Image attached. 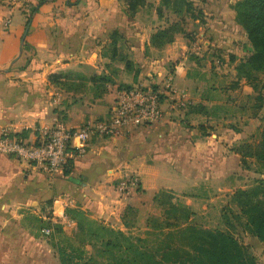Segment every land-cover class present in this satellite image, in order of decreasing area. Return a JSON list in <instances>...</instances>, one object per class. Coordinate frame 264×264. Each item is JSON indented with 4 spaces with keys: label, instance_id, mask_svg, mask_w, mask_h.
<instances>
[{
    "label": "crops",
    "instance_id": "1",
    "mask_svg": "<svg viewBox=\"0 0 264 264\" xmlns=\"http://www.w3.org/2000/svg\"><path fill=\"white\" fill-rule=\"evenodd\" d=\"M61 1L39 7L22 48L25 21L5 37L1 16L12 14L14 8L0 12V135L7 132L32 142L39 128L57 118L76 128L106 116L124 81L109 65L118 62L123 65L119 69L127 71L118 57L101 55L115 32L122 37L119 54L121 48L127 49L128 60L139 70L129 85L164 90L167 80L178 89L184 84L179 90L185 93L188 107L184 118L171 116L173 109L166 107L155 124L93 138L83 154L72 151L69 174L48 173L41 166L0 154V264H59L48 238L52 230L49 235L45 230L49 224H60L67 236L75 231L76 223L64 215L66 208H79L90 218L127 232L123 216L128 208L137 212L142 204L155 202L160 191L186 192L183 184L189 178H194L189 186L194 190L200 184L203 191L214 187L234 172L229 159L238 155L228 150L231 142L226 133H213L212 126L191 122L214 119L208 106L211 99L202 94L194 101L185 89L193 78L184 72L181 59L186 60L188 44L182 35L161 48L150 45L158 28L152 24L159 20L155 11L141 8L131 17L119 0H87L84 10L82 2L78 7H61ZM203 11L214 12L218 19L225 15L224 6ZM222 25L226 26L217 27ZM52 75L59 77V83L50 80ZM200 105L203 112L193 111ZM129 179L136 186L129 195L120 194L119 186Z\"/></svg>",
    "mask_w": 264,
    "mask_h": 264
},
{
    "label": "rangeland",
    "instance_id": "2",
    "mask_svg": "<svg viewBox=\"0 0 264 264\" xmlns=\"http://www.w3.org/2000/svg\"><path fill=\"white\" fill-rule=\"evenodd\" d=\"M41 1L0 0V12L5 7L14 8L12 14L1 16L5 23L3 27L4 36L6 37L20 21H25L22 23L23 34L28 27L27 36L32 18L38 11L34 10ZM47 1L53 2L54 0H45L44 3ZM127 1L119 0V3L125 7V10H127ZM190 1L202 14L198 15L199 17L196 21L188 19L185 25V32L188 37L183 39L187 42L188 46L185 52L186 60L183 58L181 60L184 63V72H188L193 78V81L189 85H185V89L194 101L198 99L199 95L202 96V94L203 97H209L211 100H209L208 106L213 111V114L212 112L211 114L214 116L213 120L202 118L197 121L191 120V122H201L202 124H206L207 128L212 126L210 130L213 133L219 131L226 133L228 136L227 142H231L228 150L235 154L239 152L241 155L238 154L237 156L235 155L236 157L229 159V161H233L230 168L234 165V172L225 179H221L216 186L207 187L203 191L200 188V184L194 190L190 188V181H194V178H189V181L183 184L186 186V192L160 191L158 193V201L168 202L171 199L170 202L174 206H177L181 212L189 214V221L187 223L197 228L221 231L233 235L253 256L256 264H264V245L247 230L245 231L244 216L234 202V195L239 190L261 191L264 189V163L257 161L254 157L246 156L248 150L252 151L258 147L260 142L261 131L264 128V104L262 101L255 100L259 89L253 90L245 80L239 79L234 69L239 60L246 58L250 54L249 43L244 31L236 24L234 18L231 17V14L235 17L233 6L240 0ZM80 2H82V10H84V7L87 8V0H62L59 6L78 7V3ZM216 5L224 6L225 8V15L224 17H219L220 20L214 12L203 11L211 7L215 8ZM160 7H162L161 0H143V6L139 9L143 8L145 11H155L156 13V9ZM208 12H211L212 15H209ZM22 13L26 15L25 19ZM170 20L169 23L175 22L176 24V18L171 17ZM154 23L158 28L168 26L161 20H155L152 24ZM218 23L226 24V26L223 27L222 25V27L218 28ZM23 34L21 35V39ZM25 39L23 42H20L21 48L25 46ZM120 54L129 58L127 49L121 48ZM109 66H111V70H116V74L120 75L119 79L123 77L124 81H121L118 87L128 86L132 74L137 68L136 64L132 65V71L129 72L130 77L126 79V75H128L126 73L128 72L119 69L123 67L122 64L115 62ZM85 73H87V68ZM256 82L260 86L264 82V74H257ZM182 86L184 84L180 88ZM195 96L196 98L194 99ZM187 107H183L181 110L173 109L170 112L172 113L171 116L178 119L184 118L183 114L187 110ZM185 121H188V119ZM242 155H244V158H242ZM191 198L197 199L199 202H188ZM159 202L142 204L143 208H140L137 212H133L132 215L129 214L128 217L132 223L127 233L133 238H146L149 241L147 244L149 248L153 247L152 245L155 243L153 239L159 234V230L157 229L165 227L164 225L168 221L174 222L173 216H168L166 212L169 206H161ZM180 211L176 214L177 217L181 215ZM74 232L69 237L72 238L73 244L76 247L79 246L85 250L84 262L86 264L88 257H90L88 264H107L106 258L102 254V249L99 246L84 245V247L79 243L80 241L76 236L72 237ZM115 254L118 255L117 253ZM84 262H81V264Z\"/></svg>",
    "mask_w": 264,
    "mask_h": 264
},
{
    "label": "trees",
    "instance_id": "3",
    "mask_svg": "<svg viewBox=\"0 0 264 264\" xmlns=\"http://www.w3.org/2000/svg\"><path fill=\"white\" fill-rule=\"evenodd\" d=\"M44 1L42 0L34 11L38 10ZM161 5L162 7L156 9V15L168 26L158 28L151 35L150 45L155 48L171 44L178 35L186 39L188 36L185 25L188 19L196 21L198 15L202 14L190 0H161ZM142 6L143 0H128L126 12L132 17ZM233 10L234 20L244 31L250 47V54L239 60L234 68L236 76L245 80L253 90L259 89L255 100L262 101L264 104V82L260 86L256 82V75L264 74V0H240L234 4ZM171 17L176 18V24L169 23ZM121 39L117 32L113 33L110 36L109 46L105 47L101 55L111 60L118 57L124 63L125 69L132 71L133 63L118 52V43ZM138 72L139 70L136 69L134 77L138 75ZM58 78L57 75L50 76V80L56 83H59ZM93 81L106 82V79L94 78ZM204 110L205 108L201 105L193 108V111L198 112ZM199 129L202 130V126H199ZM260 136L258 147L252 151L249 149L246 156L254 157L257 161L264 163V128ZM237 154L241 155L239 152ZM68 167L69 163L63 170L64 174L70 173ZM158 196L159 194L154 197L155 202H159ZM170 201L159 202V204L169 206L166 212L168 216H173L174 222L167 220L165 227L157 229L159 234L153 239L155 243L152 248L147 246L149 241L146 238H133L127 233L128 231L114 229L94 220L79 208H66L64 215L76 223L72 237L76 236L83 246H99L107 264H256L253 256L233 235L197 228L187 223L189 214L181 212ZM234 202L244 216L245 231L247 230L264 245V189L261 191L239 190L234 195ZM178 211L181 212L179 217L176 216ZM133 212L131 208H128L123 216L127 229L131 227L132 222L128 217ZM49 226L48 230L52 232L48 238L59 264L84 262L85 250L73 244L72 238L64 233L62 226L60 224H49Z\"/></svg>",
    "mask_w": 264,
    "mask_h": 264
},
{
    "label": "built area",
    "instance_id": "4",
    "mask_svg": "<svg viewBox=\"0 0 264 264\" xmlns=\"http://www.w3.org/2000/svg\"><path fill=\"white\" fill-rule=\"evenodd\" d=\"M186 104L185 93L170 80L166 81L164 90L140 83L118 87L112 105L101 120L71 128L57 118L51 125L39 128L32 142L3 132L0 154L41 166L48 173H61L68 165L72 151L83 154L93 138L113 137L155 124L163 118L166 107L179 110ZM135 186L136 181L129 179L119 186L118 192L129 195ZM49 233L45 230V234Z\"/></svg>",
    "mask_w": 264,
    "mask_h": 264
},
{
    "label": "water",
    "instance_id": "5",
    "mask_svg": "<svg viewBox=\"0 0 264 264\" xmlns=\"http://www.w3.org/2000/svg\"><path fill=\"white\" fill-rule=\"evenodd\" d=\"M27 29H28V27L26 28V30H25V32H24V34L22 36L21 42H23V40L25 39V36H26V33H27Z\"/></svg>",
    "mask_w": 264,
    "mask_h": 264
}]
</instances>
